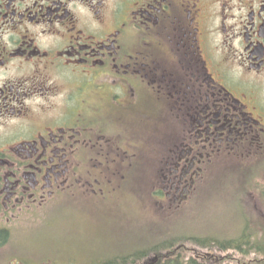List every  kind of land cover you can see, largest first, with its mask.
Instances as JSON below:
<instances>
[{
    "label": "flooded vegetation",
    "instance_id": "flooded-vegetation-1",
    "mask_svg": "<svg viewBox=\"0 0 264 264\" xmlns=\"http://www.w3.org/2000/svg\"><path fill=\"white\" fill-rule=\"evenodd\" d=\"M232 179L264 229V0H0V251L66 203L171 215Z\"/></svg>",
    "mask_w": 264,
    "mask_h": 264
},
{
    "label": "rangeland",
    "instance_id": "rangeland-1",
    "mask_svg": "<svg viewBox=\"0 0 264 264\" xmlns=\"http://www.w3.org/2000/svg\"><path fill=\"white\" fill-rule=\"evenodd\" d=\"M233 181L222 188L212 183L201 200L196 198L185 211L171 215L155 211L156 207L153 211L146 203L142 210L133 195L116 205L66 203L44 217L15 225L8 245L0 251V264H28L29 260L30 264H89L121 254L131 245L141 249L171 238L184 241L193 251L200 249L193 237L235 239L246 224L257 243L264 242L259 223L243 219L242 212L248 214L251 205L241 204Z\"/></svg>",
    "mask_w": 264,
    "mask_h": 264
},
{
    "label": "trees",
    "instance_id": "trees-1",
    "mask_svg": "<svg viewBox=\"0 0 264 264\" xmlns=\"http://www.w3.org/2000/svg\"><path fill=\"white\" fill-rule=\"evenodd\" d=\"M244 227L240 237L235 239L222 240L216 235L193 237L196 245L193 241L190 244L200 247L193 251L190 246L187 249L184 241L176 243L171 238L152 242L141 249L131 245L121 254L98 259L99 262L94 259L89 264H264V242L257 243L250 227L247 224Z\"/></svg>",
    "mask_w": 264,
    "mask_h": 264
}]
</instances>
